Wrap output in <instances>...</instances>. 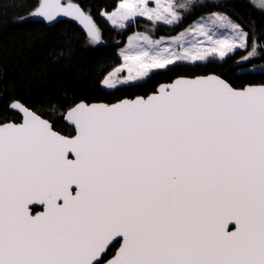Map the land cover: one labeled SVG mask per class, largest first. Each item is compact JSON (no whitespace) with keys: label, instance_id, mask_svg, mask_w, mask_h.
Wrapping results in <instances>:
<instances>
[{"label":"snow or ice","instance_id":"obj_1","mask_svg":"<svg viewBox=\"0 0 264 264\" xmlns=\"http://www.w3.org/2000/svg\"><path fill=\"white\" fill-rule=\"evenodd\" d=\"M153 2L122 0L101 15L122 30L136 17L174 26L177 8L189 9ZM28 16L70 18L101 42L72 0H36ZM249 36L215 12L168 40L137 33L101 86L136 85L178 62L223 61ZM256 49L253 29L236 63ZM10 108L23 122L0 124V264H264V85L237 90L209 75L113 105L81 101L63 114L71 137L19 101Z\"/></svg>","mask_w":264,"mask_h":264},{"label":"trees","instance_id":"obj_2","mask_svg":"<svg viewBox=\"0 0 264 264\" xmlns=\"http://www.w3.org/2000/svg\"><path fill=\"white\" fill-rule=\"evenodd\" d=\"M121 1L72 0L93 18L100 30L101 42L94 44L73 21L47 26L31 20L28 13L36 7V0H0V123L17 120L18 116L9 110V104L19 101L65 134L69 128L62 121V113L68 105L81 101L109 104L123 98L146 97L159 85L176 77L214 74L233 88L264 84V72L239 73L242 68L264 65V47L260 46L264 45V12L248 0H224L195 6L173 28L154 27V36L181 30L199 16L222 12L250 33L248 45L252 42L254 29L258 56L237 64L247 54L237 51L223 61L178 63L154 71L136 85L104 89L101 81L119 67L117 50L135 28L129 24L122 30L114 29L102 18V11L113 12ZM137 23L144 24L141 20Z\"/></svg>","mask_w":264,"mask_h":264},{"label":"rangeland","instance_id":"obj_3","mask_svg":"<svg viewBox=\"0 0 264 264\" xmlns=\"http://www.w3.org/2000/svg\"><path fill=\"white\" fill-rule=\"evenodd\" d=\"M222 1H224V0H174V4H176V5H178V4H180V3H186V4H188L189 5V9L186 11V10H184V9H179V8H177V11L181 14V16H182V18H183V16L186 14V13H188V12H190V11H192V9L195 7V6H198V5H204V4H206V3H208V2H213V3H217V2H222ZM250 3H252L253 4V6L254 7H256L258 10H260V11H262V12H264V7H261L260 6V0H248ZM122 2V1H121ZM148 6L149 7H155V4H154V2H153V0H148ZM212 13H214V12H212ZM215 13H222V12H215ZM211 14V13H210ZM210 14H207V15H202V16H199L198 18H196L195 20H193L191 23H189L188 25H186L184 28H182L181 30H177V31H175L174 33H169V34H167V35H159V36H154V27H153V23L151 22V21H148L146 18H144V17H136L135 19H134V21H132V22H127V26L129 25V24H132L135 28H134V31L130 34V35H128L127 36V38L125 39V43L123 44V46H121L118 50H117V56H118V58L120 59V65H119V67L120 66H122V58H121V56H120V51H121V49H124V48H126V46H127V44H128V37L129 36H133V35H135V34H137V33H142V34H145V35H148L150 38H152L153 40H159V39H161L162 37L165 39V40H168V39H170V38H172V37H175V36H177V35H179L181 32H183L186 28H188L190 25H193V24H197V23H199V22H206L207 21V18L210 16ZM222 14H225V13H222ZM227 17H229L227 14H225ZM102 16V15H101ZM102 18L105 20V22H107L108 23V25L111 27V28H114V29H118V28H115V27H113L112 25H111V23L104 17V16H102ZM203 18V19H202ZM233 22H235V23H237L236 21H234L231 17H229ZM137 20H141V21H143L144 22V24H142V23H137ZM238 24V23H237ZM178 25V24H177ZM177 25H174V26H167V25H163V24H160V23H158L157 24V26H161V27H164V28H173V27H175V26H177ZM214 31H216V33H217V36H223V35H225V34H228L229 32H230V30H228V29H222V28H214ZM199 39H201V40H203L204 38L203 37H200ZM251 48H252V42H251V44H249V45H247V48L246 49H237V50H235L234 52H232V53H229L228 55H227V57L228 56H230V55H233L234 53H236L237 51H245L244 53H247L248 51H250L251 50ZM257 51V50H256ZM256 56H258V53H257V55ZM255 56V57H256ZM211 59H213V58H211V57H209L208 58V60H211ZM215 59H217V60H220L218 57L217 58H215ZM207 60V61H208ZM204 62H206V61H202V62H197V63H204ZM178 63H182V62H178ZM177 63V64H178ZM185 64H189V63H185ZM171 66V65H170ZM169 67V66H168ZM117 70V69H116ZM115 70V71H116ZM160 70H162V69H160ZM156 71V70H155ZM114 72V71H113ZM245 72H251V73H257V72H264V65H262V64H257V65H252V66H249V67H246V68H242V69H240L239 70V73H245ZM120 75L121 76H126L127 75V73H126V70L123 72V73H120ZM144 81V80H143ZM142 82V81H141ZM119 86H122V85H118L117 87H119ZM104 88V87H103ZM104 89H106V88H104ZM106 90H108V89H106Z\"/></svg>","mask_w":264,"mask_h":264},{"label":"water","instance_id":"obj_4","mask_svg":"<svg viewBox=\"0 0 264 264\" xmlns=\"http://www.w3.org/2000/svg\"><path fill=\"white\" fill-rule=\"evenodd\" d=\"M61 2L62 3H67L68 1H63V0H61ZM73 3H75V2H73ZM77 4V3H76ZM31 18V20H33V21H37V22H42V23H44L45 25H47V26H53V25H55L57 22H61V21H65V20H70V21H73L85 34H86V30L83 28V26L82 25H80L77 21H74V20H72V19H70V18H65V17H61V18H58L56 21H54V22H47V21H45V20H43L42 18H34V17H30ZM92 18V17H91ZM93 19V18H92ZM94 21V20H93ZM95 23V22H94ZM95 25H96V23H95ZM97 26V25H96ZM87 35V34H86ZM209 75H214V74H206V75H198V76H194V77H176V78H174L172 81H170V82H168V83H163V84H161V85H169V84H171V83H173L175 80H177V79H179V78H185V79H195L196 77H202V76H209ZM217 76V75H216ZM161 85H159L157 88H156V91H157V89L161 86ZM261 85H264V84H258V85H245L244 87H242V88H234V89H237V90H240V89H244V88H246V87H249V86H261ZM231 86V85H230ZM156 91L155 92H153V93H151V94H149L148 96H150V95H152V94H154V93H156ZM148 96H146V97H143V96H136V97H133V98H123V99H121V100H119V101H116V102H113V103H104V102H94V103H89V104H105V105H113V104H116V103H118V102H120V101H122V100H133V99H136L137 97H143V98H147ZM12 103V102H11ZM10 103V104H11ZM10 104H9V110L10 111H12L13 113H15V114H17L19 117H20V122H18V123H15V124H20V123H22L23 122V114L22 113H20L18 110H14V109H12V108H10ZM22 105V104H21ZM22 106H24V105H22ZM25 107V106H24ZM26 108V107H25ZM28 109V108H27ZM28 110H30V109H28ZM32 111V110H31ZM32 112H34V111H32ZM35 114H37L36 112H34ZM38 116H40L39 114H37ZM41 117V116H40ZM42 118V117H41ZM42 119H45V118H42ZM46 120V119H45ZM63 120V122L65 123V124H67L69 127H71L73 130H74V132H75V129H74V126H71V125H69L64 119H62ZM48 121V120H47ZM5 123H14L13 121H7V122H3V123H1V124H5ZM58 133V132H57ZM60 134V133H59ZM62 135V134H61ZM119 247V246H118Z\"/></svg>","mask_w":264,"mask_h":264},{"label":"flooded vegetation","instance_id":"obj_5","mask_svg":"<svg viewBox=\"0 0 264 264\" xmlns=\"http://www.w3.org/2000/svg\"><path fill=\"white\" fill-rule=\"evenodd\" d=\"M63 114H64V112L62 113V119H63ZM18 116V115H17ZM41 116V115H40ZM42 118H45V117H43V116H41ZM46 120H48L47 118H45ZM50 123H51V121L50 120H48ZM63 121V120H62ZM7 122V121H6ZM14 123H18V122H20V117L18 116L17 117V120L16 121H13ZM3 123V122H2ZM64 123V122H63ZM1 124V123H0ZM52 124V123H51ZM65 124V123H64ZM68 128H69V132L68 133H65V134H63L62 132L60 133V131H58V130H56L54 127V131H56V132H58V133H60V134H62L63 136H66V137H71V136H74L75 135V132H74V130L71 128V127H69L67 124H65ZM52 126H53V124H52ZM73 131H72V130ZM70 134V135H69ZM30 208H34L37 212H39V211H42L43 209H42V207L41 206H38V205H35V206H30ZM33 214H35V213H33ZM230 228H234V225H230L229 226ZM118 246H119V243H118V241L117 242H114V244H113V246H111V248H110V250H109V257L111 256V255H113L114 253H115V251H116V249L118 248Z\"/></svg>","mask_w":264,"mask_h":264},{"label":"bare ground","instance_id":"obj_6","mask_svg":"<svg viewBox=\"0 0 264 264\" xmlns=\"http://www.w3.org/2000/svg\"><path fill=\"white\" fill-rule=\"evenodd\" d=\"M54 129V128H53ZM72 130V129H71ZM73 131V130H72ZM61 133V132H60ZM70 135V134H69Z\"/></svg>","mask_w":264,"mask_h":264}]
</instances>
